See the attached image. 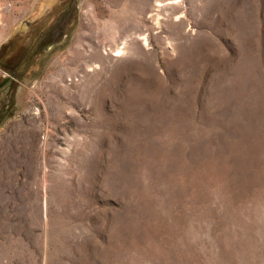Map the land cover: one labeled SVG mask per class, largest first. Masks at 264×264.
Wrapping results in <instances>:
<instances>
[{
  "label": "rangeland",
  "instance_id": "1",
  "mask_svg": "<svg viewBox=\"0 0 264 264\" xmlns=\"http://www.w3.org/2000/svg\"><path fill=\"white\" fill-rule=\"evenodd\" d=\"M0 264H264V0H0Z\"/></svg>",
  "mask_w": 264,
  "mask_h": 264
},
{
  "label": "trees",
  "instance_id": "2",
  "mask_svg": "<svg viewBox=\"0 0 264 264\" xmlns=\"http://www.w3.org/2000/svg\"><path fill=\"white\" fill-rule=\"evenodd\" d=\"M3 66H4V65H3ZM4 67L10 69V71H11V72L13 71V74H15V70L12 69L11 67H7V66H4Z\"/></svg>",
  "mask_w": 264,
  "mask_h": 264
},
{
  "label": "bare ground",
  "instance_id": "3",
  "mask_svg": "<svg viewBox=\"0 0 264 264\" xmlns=\"http://www.w3.org/2000/svg\"><path fill=\"white\" fill-rule=\"evenodd\" d=\"M120 50V49H119Z\"/></svg>",
  "mask_w": 264,
  "mask_h": 264
}]
</instances>
